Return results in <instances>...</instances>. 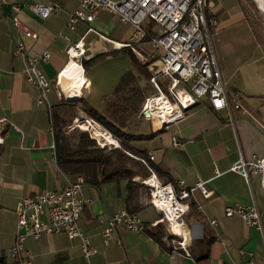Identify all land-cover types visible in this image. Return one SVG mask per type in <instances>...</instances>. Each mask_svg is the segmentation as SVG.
I'll use <instances>...</instances> for the list:
<instances>
[{"label": "crops", "instance_id": "0c3cea01", "mask_svg": "<svg viewBox=\"0 0 264 264\" xmlns=\"http://www.w3.org/2000/svg\"><path fill=\"white\" fill-rule=\"evenodd\" d=\"M246 2L212 0L208 11L216 21L210 31L211 46L223 87L229 96L233 91L239 92L237 100L241 109L230 112L233 121L226 122L224 110H211L204 98L199 97L180 118L162 125L160 133L161 125H154L152 121L150 127L146 126L154 133L150 140L131 143L143 150L144 155L149 153L150 161L167 172L172 181L177 178L192 186L198 177L210 190L208 197L196 189L190 193V201L198 204L199 210L192 206L183 219L187 255L180 249L167 247L165 223L157 221L160 214L148 204V188L140 183L142 178L138 176L132 182L140 184V188L131 189L130 202L131 206H137L134 212L139 215L143 229L130 232L122 225H115L108 235L101 236L108 214L120 209L128 212L127 179L95 184L96 174L90 171L81 185L84 207L76 225L95 251L84 258L76 238L45 233L22 241L30 264H161L166 261L169 264H241L246 259L264 264V241L260 234L236 215L226 216L223 208L230 204L247 205L251 199L260 211L264 208L257 174L248 176L247 184L229 167L239 154L245 159L255 155L264 157V46L250 17V22L247 20L243 5ZM36 3L52 4L55 9L45 18H39L28 8ZM77 4L78 0H0V261L5 263L10 262L6 251L14 236L13 211L17 198L43 190L56 191L72 179V173L78 174L81 169L71 164L60 166L55 161L54 121L82 118L78 117L84 115L81 105L100 109L101 97L107 91L102 94L91 91L86 69L80 67V61L77 64L72 58L67 59L64 47L81 40V59L86 60L96 55L86 56L98 48V42L105 46V52L113 53L118 48L114 43L126 41L130 34V25L103 9L96 12L90 23L76 21L73 29L65 27L67 13ZM12 6H18L19 10L14 12ZM13 16L25 22L36 38L32 41L20 38L12 26ZM19 41L26 45L23 51L17 50ZM43 50H47L49 58L39 60L35 66L48 81L49 89L44 94V102L35 104L38 90L24 79L21 68L25 55ZM127 66L125 71L130 68L128 62ZM125 71L118 73L111 88ZM78 72L85 80L84 87L77 98L69 100L70 80ZM64 138L67 142L68 138ZM172 138H176L178 145L170 143ZM72 139L70 143L80 147L82 141ZM209 218L215 221L214 225L207 222ZM261 219L264 224V213ZM155 232H161L158 240L151 236Z\"/></svg>", "mask_w": 264, "mask_h": 264}, {"label": "built area", "instance_id": "2783aa9c", "mask_svg": "<svg viewBox=\"0 0 264 264\" xmlns=\"http://www.w3.org/2000/svg\"><path fill=\"white\" fill-rule=\"evenodd\" d=\"M212 4V0H78L76 8L67 13L64 25L73 29L76 21L90 23L95 18L96 12L103 9L111 17H117L120 22L131 26L128 39L121 43H114V45L127 48L132 51L138 62L146 64L149 72L148 82L155 92L142 100L139 110L142 118L153 120L151 110H159L156 102L160 101L170 111L166 119L158 120L159 125H166L180 118L186 108L193 106L196 103L195 100L201 97L211 110H224L227 114L225 121L231 123L233 118L230 112L241 109L240 102L237 100L239 92L233 91L229 96L223 87L221 74H219L211 46L210 31L216 23L212 14H208ZM12 8L14 12L19 10L18 6H12ZM28 8L32 14L45 18L50 11L55 9V6L36 3L29 5ZM11 20L20 38L26 37L31 41L36 38V33L29 29L25 22H21L16 16L11 17ZM98 36L101 37L100 34ZM18 43L17 50L23 51L25 43L20 41ZM63 53L66 54L67 59L72 58L78 64L83 55L81 40L65 46ZM48 58L47 50L25 55V62L21 68L24 79L34 84L38 90L35 104L44 102V94L49 89L48 81L35 65L39 60L46 61ZM84 120L109 137L108 144L98 146L99 148L118 147L110 132L101 129L96 120L90 118ZM170 141L173 146L178 145L176 138ZM146 157L152 160L149 153ZM137 160L146 163L143 158H137ZM229 167L232 171L238 172L247 184L249 183L248 176L257 174L260 190L264 194V157L255 155L245 159L239 154L234 164ZM150 176H154L152 171L142 178L140 183L148 188V204L160 214L157 221L165 223L166 245L171 250L180 249L187 255L186 224L183 219L189 210L190 193L196 189L200 195L208 197L210 190L206 189L204 182L198 177L194 178L192 186H186L181 179L177 178L173 181L174 184L168 182L162 184L156 179L161 188H166L163 190L165 197L168 198L169 206L163 208L157 204L152 195L155 186L144 184ZM82 183V177L76 176L56 191L43 190L30 196L17 198L13 211L14 236L11 246L6 251L10 262L0 261V264H30V258L25 254L22 241L26 237L35 239L45 233L60 232L65 235L66 239L76 238L79 240V252L84 258L93 253L95 248L89 244L86 236L76 225L84 207V200L80 197ZM255 203V200L251 199L247 205H226L223 207L224 214L226 216L236 215L248 226L253 227L264 241V224L261 219L264 208L260 211ZM192 206L199 210L198 204L193 203ZM207 222L210 225L215 224V221L210 218ZM115 225H122L130 232L143 229L138 214L120 209L107 215L101 236L108 235ZM161 264L169 263L166 261ZM241 264L256 263L246 259Z\"/></svg>", "mask_w": 264, "mask_h": 264}, {"label": "trees", "instance_id": "16d2710c", "mask_svg": "<svg viewBox=\"0 0 264 264\" xmlns=\"http://www.w3.org/2000/svg\"><path fill=\"white\" fill-rule=\"evenodd\" d=\"M119 52H123L127 58L130 68L123 74L118 76V81L108 92L101 97L100 109L94 106L81 105L83 116L96 120L101 129L110 132V135L116 140L118 147L115 148H83L71 144L69 139H66L60 133V130L67 125V119H60L58 122L54 121L52 135L54 138L53 148L55 149V161L61 165L78 166L81 169L76 173H72L73 180L76 176H81L82 180L87 177L86 172L93 171L96 174L95 184L99 182L114 180L118 178H126V185L129 191L127 194L128 212H134L137 206H131L130 197L131 189L140 188L135 182H132L136 176L145 178L150 171L156 176L159 183H173L167 172L161 170L157 164H154L148 157H146L143 150L132 146L131 143L150 140L154 137V133L148 127L141 126L142 117L139 115V110L142 100L148 95H152V85L148 82V71L146 64L137 61L132 51L125 47L117 48ZM116 50V51H117ZM100 55L96 54L89 59H80L79 65L84 70L86 65L96 61ZM71 125L67 126L71 127ZM65 128V130L67 129ZM64 130V131H65ZM162 131V125L158 128V132ZM86 137L91 139L87 132H82ZM97 145V144H96ZM88 147V146H86ZM142 157L146 163H142L137 158ZM150 171H148V170ZM148 192L146 197L148 196ZM192 201L188 206L192 208ZM161 232L151 233L155 239H159Z\"/></svg>", "mask_w": 264, "mask_h": 264}, {"label": "rangeland", "instance_id": "374dc122", "mask_svg": "<svg viewBox=\"0 0 264 264\" xmlns=\"http://www.w3.org/2000/svg\"><path fill=\"white\" fill-rule=\"evenodd\" d=\"M248 2L250 3V6L248 4ZM244 7L246 8V12H247V20L252 21V26L255 28L254 31L259 34L260 39H261V45L264 46V15L262 14V12L259 10L258 6L256 5L255 0H247L246 4H243ZM249 20V22H250ZM98 48H96V50H92L90 52V54H86V56L89 55V57L91 55L94 54H102L100 55V57L94 61L91 62L89 65H86V78L90 81V87H91V91L93 90L94 92H103V91H109L108 89L111 88L113 82L115 79V77L118 75L119 72H123L127 69V58L125 56V54L123 52H119V50L111 53V52H105V46L102 45V43L97 44ZM85 56V57H86ZM111 82V85H110ZM110 85V86H109ZM102 94V93H101ZM80 118L79 122L78 118H75L73 121H70V119L68 118V123L67 125H65L61 130L60 133L63 135V137H66L68 139L73 140L72 138H76L78 140H81L79 143L80 147L81 145H83V148H99L98 146L94 145V143H92L91 140H89L86 135L82 132H86L83 130H80V125L84 124L86 119L85 116H83L82 114H80V116H78ZM66 118V119H67ZM152 120H149L148 118H142L141 119V126L145 127V126H151ZM78 123V124H77ZM81 123V124H80ZM71 127H68L69 125H71ZM148 124V125H147ZM65 128H67L65 130ZM65 130V131H64ZM66 134V135H64ZM89 135V134H88ZM97 138V137H96ZM99 139V138H97ZM84 140V141H83ZM85 140L87 141L88 147H86V143ZM99 141L101 142V140L99 139ZM96 143V142H95ZM72 144V143H71ZM60 236H64L63 233L58 232ZM57 233V234H58ZM62 234V235H61Z\"/></svg>", "mask_w": 264, "mask_h": 264}, {"label": "bare ground", "instance_id": "6f19581e", "mask_svg": "<svg viewBox=\"0 0 264 264\" xmlns=\"http://www.w3.org/2000/svg\"><path fill=\"white\" fill-rule=\"evenodd\" d=\"M256 5L258 6L259 10L262 12V14L264 15V3L262 0H255ZM79 70V68H78ZM78 75V76H77ZM77 75H74V77L70 80V88H69V92L67 95V98L73 99V98H77L80 95L81 90L84 87V82L85 80H83V78L80 76L79 72L77 73ZM72 101V100H71ZM157 103V108L159 110L156 109H152L151 110V116L153 117V124L154 125H158L159 124V119H166L170 113V111L168 110L167 107H165V105L163 103L156 102ZM80 120L78 119L77 122H79ZM78 124V123H77ZM81 124V123H80ZM80 130L86 131L89 134V137L93 140H95L97 146H103L104 144H108V142L110 141L109 137L105 136L104 134L100 133L98 130H96V127H93L88 121H85L84 124L80 125ZM99 138L101 140V142L99 141ZM155 176H150L149 180H146L144 182V184L148 185V186H155V191L152 193L154 200L157 202L158 205H161L165 207L169 206V201L168 198L165 197L164 195V188H161V185L157 184L156 182V178L154 179ZM166 189V188H165ZM160 196V197H158Z\"/></svg>", "mask_w": 264, "mask_h": 264}, {"label": "water", "instance_id": "95a60500", "mask_svg": "<svg viewBox=\"0 0 264 264\" xmlns=\"http://www.w3.org/2000/svg\"><path fill=\"white\" fill-rule=\"evenodd\" d=\"M263 1V3H264V0H262Z\"/></svg>", "mask_w": 264, "mask_h": 264}]
</instances>
